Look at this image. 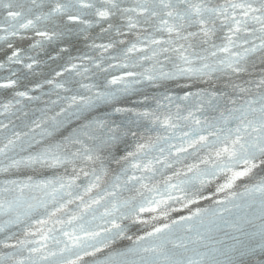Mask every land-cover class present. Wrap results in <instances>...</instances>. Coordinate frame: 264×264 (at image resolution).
I'll return each instance as SVG.
<instances>
[{"label": "snow or ice", "instance_id": "6c2138e0", "mask_svg": "<svg viewBox=\"0 0 264 264\" xmlns=\"http://www.w3.org/2000/svg\"><path fill=\"white\" fill-rule=\"evenodd\" d=\"M0 264H264V0H0Z\"/></svg>", "mask_w": 264, "mask_h": 264}]
</instances>
